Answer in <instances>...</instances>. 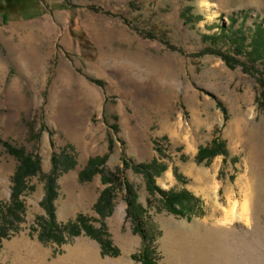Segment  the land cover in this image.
<instances>
[{"label": "rangeland", "instance_id": "374dc122", "mask_svg": "<svg viewBox=\"0 0 264 264\" xmlns=\"http://www.w3.org/2000/svg\"><path fill=\"white\" fill-rule=\"evenodd\" d=\"M259 25L264 0H0V142L37 156L43 174L59 160L57 222L84 216L119 249L104 255L84 231L63 245L40 242L37 221L47 213L38 176L28 181L34 190L20 195L17 231L0 237V264H142L134 256L144 244L119 180L112 212L95 210L109 187L104 178L123 170L124 160L154 164L160 189L200 200L192 216H175L142 174L121 171L143 208L140 224L154 240L157 264H264V109L256 101L264 70L240 56L246 74L206 52L235 57L230 33L252 37ZM148 31L169 46L146 38ZM213 138L226 153L197 163ZM98 157L106 158L101 173L81 182L80 172ZM67 162L74 166L64 171ZM17 166L0 143V214ZM247 200L261 239L244 236L248 226L238 214ZM229 211L239 242L219 228Z\"/></svg>", "mask_w": 264, "mask_h": 264}, {"label": "trees", "instance_id": "16d2710c", "mask_svg": "<svg viewBox=\"0 0 264 264\" xmlns=\"http://www.w3.org/2000/svg\"><path fill=\"white\" fill-rule=\"evenodd\" d=\"M146 38L158 39L160 36L155 32H144ZM230 33V32H228ZM253 36L243 34L242 31H232L229 36V45L232 47L234 56L232 57L228 54L220 52L218 50H207L206 52H212L220 57L228 67L234 69L239 64L242 66L241 62H238L237 58L244 56L249 64L251 62L252 66L262 67L264 70V28L262 26H257L253 31ZM159 39L163 41L167 46H169L168 40L165 36H161ZM250 39V43L247 44V40ZM171 49V48H170ZM244 73H249L247 64L242 66ZM259 92L256 98L257 104L260 108L264 109V75L258 79ZM2 143V145L7 150L8 154L13 156L18 163L15 174L12 178V193L10 204L6 208H2L0 214V237H8L9 231H17V223L23 220L22 214L18 212H23L24 206L20 201V195L26 190H34L33 186L28 185L34 177H41L42 181L45 183V195L42 201V206L47 213V218L38 219L39 240L43 244L56 243L58 245H63L68 241V239L79 236L82 231L86 233L92 239H95L101 245L104 255H110L116 257L119 255V249L115 248L112 242L107 238L108 235L106 231L101 227L96 229L95 226L90 224L89 220L84 216H79L75 222L68 223L66 225H60L57 222L54 202L57 198V177L59 170V160L53 159V167L49 174H43L41 161L37 156L28 153L23 148H15L8 143ZM224 143L214 139L211 145L200 148L197 156L196 162L202 163L204 160H210L220 154H225ZM106 158H91L88 161L87 167L80 172L79 179L81 182L90 181L92 178L101 173L99 166L104 164ZM70 162H67L64 171L70 170L71 166H68ZM124 169H118V174H112V178H104L106 183H109V187L106 188L100 198L98 199L95 210L102 217L107 216L113 210L112 198H110L116 181L119 180L121 190L124 195L125 202L127 204V218L131 219L135 224L134 231L140 235L143 241V251L142 256H134V259H138L142 264H157L154 260L155 250L153 249L154 240L149 237L145 229L141 226L143 208L138 203V196L134 186L126 180L121 181L118 177L121 171L123 173L132 169L139 174H142L148 191L156 195L157 193L162 197V205L164 209L175 215L182 217H190L194 214V206L197 205L200 200L188 191H164L160 189L155 182L154 176V164H138L134 165L129 161H123ZM164 169V166L161 167ZM179 178V176L176 174ZM47 219V220H45ZM16 225V226H15ZM33 230L36 231V228Z\"/></svg>", "mask_w": 264, "mask_h": 264}, {"label": "bare ground", "instance_id": "6f19581e", "mask_svg": "<svg viewBox=\"0 0 264 264\" xmlns=\"http://www.w3.org/2000/svg\"><path fill=\"white\" fill-rule=\"evenodd\" d=\"M254 207L255 206L252 203V200H247L244 204L241 205V211L240 214H238V219L248 226L247 232L244 235L246 238L261 239L263 238V229L256 221ZM233 217L234 211H229L226 215V218L221 221V225L223 226L219 228L223 231H226L229 234L231 240H233L234 242H239V238L242 235L240 234V232H238L237 229L232 227Z\"/></svg>", "mask_w": 264, "mask_h": 264}, {"label": "crops", "instance_id": "0c3cea01", "mask_svg": "<svg viewBox=\"0 0 264 264\" xmlns=\"http://www.w3.org/2000/svg\"><path fill=\"white\" fill-rule=\"evenodd\" d=\"M216 138V137H215ZM215 138H213V139H215Z\"/></svg>", "mask_w": 264, "mask_h": 264}]
</instances>
